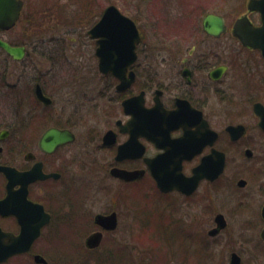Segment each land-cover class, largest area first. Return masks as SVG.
<instances>
[{"label":"flooded vegetation","instance_id":"flooded-vegetation-1","mask_svg":"<svg viewBox=\"0 0 264 264\" xmlns=\"http://www.w3.org/2000/svg\"><path fill=\"white\" fill-rule=\"evenodd\" d=\"M236 1L205 0V8L200 13L187 14L189 15L187 22L160 21L159 16L153 15L152 10L149 11V16L143 12V31L137 20L124 14L133 20L138 29L140 41L135 51L137 60L143 57V86L140 85L134 92L132 87L138 77L136 62L128 69L135 73V81L124 91L117 90L118 80L112 74L105 75L98 68V58L95 54L97 39H91L87 31L98 22L106 7L102 9L94 24L86 30L88 39L94 43V56L97 59V69L92 72L97 76L101 75L102 86L100 89L90 86L74 89L72 83L77 80L67 78L64 83L69 92H64L65 101L67 104L71 103L74 108L68 117L65 114L58 118L54 116L52 109L55 105V89L48 88L46 80L39 78L31 81L29 95L32 105L24 112L22 108L25 98L16 85H6L4 77L7 73L0 68V168H12L18 173L29 171L34 173L32 176L34 180L29 183H24L17 175L13 179V184L9 185L7 175L0 170V236L2 238L4 234L18 236L24 225L36 224L32 218L46 222L40 228L39 236L28 252L14 255L1 264H9L17 258H30L33 264H42L34 261L37 254L42 256L47 264H54L55 255L63 264L76 260L77 253L90 254L96 259L102 258L96 252L106 235L116 233L120 226L116 197L92 218L87 217L84 212L85 200L69 172V168L77 163L84 152H69L67 147L76 140V128L86 125L88 121L94 123L93 127L87 130L88 137L96 145L93 152H90L93 165L103 174L101 177L104 176L106 180L118 185L119 202L125 197H130V194L126 193L129 188L141 189L148 180L155 189L154 194L175 195L187 200L196 195L202 184L213 185L221 180L226 173L229 152H238L250 162L256 159L254 144L245 137L250 129L257 130L264 136V131L258 125L259 117L254 110L264 109V0H253L252 10L248 9V0H240L239 9L235 11L237 4H233V9L229 13V2ZM168 15L171 14L168 12ZM173 15L182 17L179 11ZM207 16L218 20L217 25H209L210 31L215 28L217 33L205 31L203 22ZM241 18L245 19L246 26L252 28V47L243 44L234 34L235 22ZM14 39L3 40L12 46H24L26 57L28 45L12 44L11 40ZM0 51L5 53L2 49ZM6 56L14 62L25 59L24 57L22 60H14L8 54ZM37 85L42 94L49 99V104L37 99L35 93ZM4 86L13 89L12 122L15 128L3 120ZM140 93H143V108L147 112L136 120L131 113L125 112L123 102ZM151 109L155 110L148 113ZM148 120L157 123L163 134L169 128L168 134L171 139L194 134L201 136L205 128L214 132L213 143L202 145L199 153L190 159H183L180 167L185 176H190L201 158L215 150L224 155L225 161L219 177L212 182L201 180L197 189L189 196L175 190L168 193L158 191L146 161L164 154L166 150L158 148L143 135V123ZM229 126L243 128L238 139L231 140L227 131ZM50 128L70 132L74 136L73 141L60 144L50 152L43 150L39 142ZM12 137L16 143L5 150V143ZM209 137L212 138V134H209ZM128 142L131 143L129 152H118L119 147ZM246 151H249L250 155H247ZM256 164L261 165L262 159ZM114 169L142 171L140 172L142 176L132 181H124L111 173ZM246 169L247 175H252L259 183L260 189L264 190V181L261 180L264 176V167ZM242 170V167L238 169V174L234 177L238 189H244L248 184L245 178L239 177ZM240 180L245 181L242 187L237 186ZM9 192L10 204L7 208L8 213L5 214L4 201ZM109 192L111 198L114 192L111 190ZM245 205H248L247 202ZM263 206L264 199L259 208L262 228L258 233L260 241L264 244L260 237L264 228ZM113 212L117 217L116 229L102 230L95 223V216ZM21 218L25 222L20 221ZM98 231L102 232V240L95 249H89L84 244L82 247L84 251L81 252L75 245H66L67 237L85 235L86 238ZM124 231L130 233L132 230ZM116 247H109L107 250L109 255L113 252L112 258L115 257ZM69 248L71 250H68Z\"/></svg>","mask_w":264,"mask_h":264},{"label":"rangeland","instance_id":"rangeland-1","mask_svg":"<svg viewBox=\"0 0 264 264\" xmlns=\"http://www.w3.org/2000/svg\"><path fill=\"white\" fill-rule=\"evenodd\" d=\"M230 1V0H229ZM239 1L229 2V13L233 4L239 9ZM24 17L32 19L34 26L27 29L26 23L19 22L14 29L0 33V37L9 40L16 37L28 39L27 56L21 62H14L0 51V68L7 73L4 81L7 86L16 85L25 98L24 112L32 105L30 84L35 78L45 79L48 88L55 89V105L52 109L56 118L65 114L68 117L73 105L66 103L64 92L65 80H77L74 89L90 86L100 89L101 75L92 72L97 69L94 56V43L88 39L86 30L94 24L100 12L107 5H115L123 14L137 20L143 31V12L149 16H159L160 21L181 20L187 22L189 13H200L205 8V0H24ZM177 7H180L178 9ZM162 11V13H161ZM182 15L178 18L175 14ZM168 12L171 15H168ZM26 15V17H25ZM138 71L132 91L143 86V57L135 63ZM77 84V85H75ZM53 85V86H51ZM13 89L3 87V120L15 128L12 117L14 111ZM106 102V101H104ZM65 112V113H64ZM64 116V115H63ZM62 116V117H63ZM94 123L76 128V140L68 145L69 152H84L77 163L69 168L75 180L77 190L83 195L84 212L92 218L116 197L120 213L119 230L105 237L96 252L102 258L81 253L74 261L67 264H229L230 254L237 253L241 264H264V244L258 233L262 228L259 216L260 204L264 199L259 183L252 175H247L246 168L264 167V136L257 130L250 129L245 139L254 144L256 159L250 162L238 152H229L225 175L213 185L202 184L195 196L182 199L179 196H160L154 194L150 182L143 188H129V198L119 202L118 185L101 177L103 174L93 165L92 154L96 148L87 130ZM15 138L8 139L5 150L15 144ZM262 159V164L257 161ZM242 167V175L247 180L244 189H238L234 177ZM261 180L264 181V176ZM224 186V187H223ZM222 188V189H221ZM109 190L113 193L110 198ZM231 190L233 193H231ZM124 193V194H126ZM247 202L248 205H245ZM249 202V203H248ZM206 205V206H205ZM207 209H206V208ZM223 214L226 227L215 236L207 232L215 227L214 216ZM174 220L176 223H173ZM92 223V222H90ZM131 229L130 233L124 230ZM85 235L67 237L66 245H75L84 251ZM117 246L107 254L109 247ZM83 249V250H81ZM68 250H71L70 248ZM74 253H69V255ZM83 254V255H82ZM80 255V256H79ZM103 257H105L103 259ZM109 257V258H108ZM54 264L59 262L54 256ZM9 264H33L30 258H17Z\"/></svg>","mask_w":264,"mask_h":264},{"label":"water","instance_id":"water-1","mask_svg":"<svg viewBox=\"0 0 264 264\" xmlns=\"http://www.w3.org/2000/svg\"><path fill=\"white\" fill-rule=\"evenodd\" d=\"M23 0H0V32H5L13 27L20 19L23 9ZM248 9H253V0H248ZM245 19L241 18L235 22L234 34L242 41L243 44L252 47V28L246 26ZM217 25L218 20L215 17L207 16L204 19L203 25L207 32L212 34L217 33L215 28L209 29V25ZM87 35L91 39H97V48L95 54L98 58V68L103 74H112L117 80V90L124 91L135 81V73L129 67L136 60V46L140 41L138 29L129 17L125 16L115 5L110 4L103 10L98 22L92 26ZM0 49L11 56L14 60H22L25 57L26 50L24 46H12L7 41L0 38ZM36 97L45 104H49V99L45 97L40 87L37 85L35 89ZM125 112L131 113L136 120L146 114L143 108V93L127 99L123 102ZM151 109L148 113L154 111ZM255 113L259 117L258 125L264 131V109L255 108ZM142 116V117H143ZM143 135L153 142L158 148H163L166 152L158 155L153 159L147 160V166L150 174L155 181L157 189L162 193L170 191H179L182 194L189 196L198 187L199 182L203 179L208 181L216 180L222 173L224 168V155L213 150L209 155L203 156L200 163L192 169L190 176H185L181 172L180 162L183 159H190L198 154L202 145L206 143L212 144L215 139V134L204 129L201 136L186 135L180 139H171L167 128L165 134L161 132L157 123L148 120L143 123ZM231 140H236L243 132L241 126L227 127ZM212 134V138L209 137ZM74 136L70 132L60 131L55 128L48 129L40 139V147L47 151H53L58 145L73 141ZM130 142L119 147L118 152H129ZM144 151V147H143ZM247 155H250L246 151ZM7 175L9 185L13 184L15 176H19L24 183H29L34 180L33 171L26 173H18L16 170L8 167L0 168ZM142 171H126L114 169L111 171L113 175L123 179L124 181H132L142 176ZM144 173V172H143ZM44 177V176H43ZM245 181L240 180L237 186L242 187ZM10 192L4 201L5 214L8 213ZM41 208V207H40ZM262 216L264 218V206L262 208ZM20 218V217H19ZM35 225H24L18 236L4 234L0 236V264L6 262L10 257L29 251L34 240L39 236L40 228L46 222H39L37 218L33 220ZM24 221V219H20ZM95 223L105 231H113L117 227L116 213L108 215L97 214L94 218ZM25 222V221H24ZM215 227L210 229L207 234L210 237H215L226 226V221L222 214H217L214 217ZM261 239L264 241V228L260 233ZM102 240V232H95L85 238V246L89 249L98 247ZM36 263L47 264L46 260L39 254L34 256ZM240 256L232 252L229 258V264H240Z\"/></svg>","mask_w":264,"mask_h":264},{"label":"trees","instance_id":"trees-1","mask_svg":"<svg viewBox=\"0 0 264 264\" xmlns=\"http://www.w3.org/2000/svg\"><path fill=\"white\" fill-rule=\"evenodd\" d=\"M21 17H24V15L22 14V16ZM25 17H26V15H25ZM24 21V19L22 20V19H20V21L19 22H23ZM18 22V23H19ZM25 23H26V27H27V29H31V27L32 26H34V21H32V19H26V21H24ZM29 39V38H28ZM28 39H24V37H16L14 40H11V42H12V44H15V45H28ZM173 223H176V221L174 220V222ZM99 264V263H98ZM112 264V263H111Z\"/></svg>","mask_w":264,"mask_h":264}]
</instances>
